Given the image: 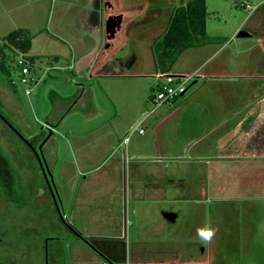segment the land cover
Segmentation results:
<instances>
[{
    "label": "crops",
    "instance_id": "1",
    "mask_svg": "<svg viewBox=\"0 0 264 264\" xmlns=\"http://www.w3.org/2000/svg\"><path fill=\"white\" fill-rule=\"evenodd\" d=\"M48 1L27 0L25 3L24 0L23 4V0H19L18 5L10 10H32L36 6V10L43 13L44 10L49 11ZM59 1L61 3L58 2L55 11L60 16L64 13L71 14L74 29L91 39L94 44L90 52L73 61L79 72L87 70L89 76L86 75V80L89 78L95 83L106 78L110 82H116L129 77H143L141 74L124 73L118 69V65L129 68L137 64L138 59H135L133 49L121 59H116L111 51L100 53L99 45L104 37L110 40L105 29V21L110 14L122 15L121 26L117 30L122 33L125 27H133L134 19L143 18L141 21L144 22L146 16L158 19L161 16L160 9L150 10L146 0ZM65 1L71 3L66 5ZM134 1L136 2L133 3ZM173 1L179 2L176 3V8L190 0ZM240 6L251 13L249 25L246 29V23L240 25L238 33L245 29L251 33L250 36H257L264 42V0H242ZM171 13L162 33L168 26ZM18 28L26 29L32 34L29 25ZM208 36L211 41L190 47L181 55L189 50L198 54L215 40L220 41V38ZM32 37L34 38L33 35ZM180 56L170 74H195L191 83L193 89L189 94L186 90L182 95L184 97L176 102V99L174 102L170 101L172 103L169 106H165L167 102L157 104L154 100L156 93L149 94L156 104L155 109L161 107L162 110L153 124V144L137 139L133 144L125 146L123 154L113 156L109 168L101 177L97 174L100 165L92 168L88 165L89 167L80 169V176L94 174L93 179L91 178L92 185L82 183L78 190L74 188L69 203L65 202L60 191L59 200L65 220L74 230H69L65 235L80 240L82 251L85 250L82 243L92 241L95 251L112 255L124 253L130 264H212L210 257L212 260L215 253H218L220 237L217 238L218 243L214 237V240L203 245L196 230L204 225L205 219L208 223L209 216L213 215L211 225L215 228L214 235L219 236L220 229L222 232L220 218L223 215V202L227 199L225 193L232 190L235 184L225 181L226 168L237 167L238 171L243 167L249 171L250 177L244 186L247 192L264 188V170H260L263 171L261 174L259 171L256 174L255 171L257 168L264 169V73L249 72L250 62L235 60L212 64L202 61L195 63L192 68L184 69L178 65ZM54 57L55 60L60 58ZM241 66L243 71H237ZM156 74H161L157 67ZM78 86L82 94L87 91L88 86L83 82ZM110 86L111 84L107 90H112L113 85ZM146 112L148 111H143ZM101 145L103 157L108 150L113 149L112 152L115 153L122 146V141L115 140L111 144L107 142ZM73 148L78 152L82 146ZM111 156L112 153H108V157ZM125 169L127 184L123 181ZM50 173L57 184L51 170ZM252 177H259L262 183ZM197 178L200 179L196 180ZM83 179L86 181L87 175ZM94 182L98 183L95 187ZM56 186L59 191V186ZM130 192L132 202L129 199ZM230 198L235 197L232 195ZM257 198L252 196L253 200ZM209 204H212L211 207ZM129 206H132L133 215L137 214L136 208L140 207L139 221H147L150 228L152 219L147 218L153 216V209H162L166 218L168 217L162 226L166 230V236L141 235L142 228L139 226L138 231L133 229L128 233L123 218L127 220ZM188 207L194 211L192 218L182 216L181 219H174L171 209L184 212ZM129 225L133 227L134 222Z\"/></svg>",
    "mask_w": 264,
    "mask_h": 264
},
{
    "label": "rangeland",
    "instance_id": "2",
    "mask_svg": "<svg viewBox=\"0 0 264 264\" xmlns=\"http://www.w3.org/2000/svg\"><path fill=\"white\" fill-rule=\"evenodd\" d=\"M18 1L0 0V46L4 44L5 36L15 28L29 25L34 38L28 55L36 58V66L35 72L30 75L34 77L30 86L21 83L18 81L16 62L22 52L14 48L6 49L8 57L5 67L9 74L6 76L4 72H0V144L10 153L14 149L13 144L21 142L22 136L33 138L51 135L44 144V155L56 185L59 186L58 194L61 191L65 202L69 203L74 188L78 190L82 183L92 185L91 178L93 179L94 174L80 176L78 175L80 169L89 167L88 165L91 168L100 165L97 174L101 177L109 168L113 156L123 154L125 146L133 144L137 139L147 140L153 144V124L162 110L161 107L155 109L156 104L149 96L150 93L158 91L156 57L151 46L166 27L168 15L179 2L146 0L150 10L160 9L161 16L158 19L149 16L144 17L145 22L141 21L143 18L134 19L133 27H125L122 33L117 32L115 38L109 37L110 40L104 37L99 45L100 53L111 51L115 57L111 56L116 59H121L133 49L134 57L138 59L137 64L129 68L126 65H118V69L124 73L141 74L143 77H129L116 82L103 78L94 83L89 78L86 80V75L89 76L87 70L79 72L73 62L80 55L90 52L94 44L91 39L74 29L71 14L64 13L60 16V13L55 11L57 10L55 6L60 1L49 0V11L44 10L43 13L37 11L36 6L32 10H10L18 5ZM25 1L27 3V0ZM241 1L208 0L207 33L214 38H220V41L215 40L198 54L194 50L182 54L178 61L179 66L188 69L202 61H209L212 64L217 61L235 60L250 62L249 72L264 73V61H261L264 58V42L257 36H237V28L240 25L246 23L245 29L249 25L251 13L240 6ZM25 3L23 0V4ZM64 3L67 5L71 2ZM105 29L107 30V26ZM54 56H59V60H55ZM242 67H237V71H243ZM9 80L13 81L15 88L8 84ZM82 82L88 86L84 94L78 86ZM191 83L192 81L186 84L187 94L193 89ZM110 84L113 85L112 90H107ZM28 89L30 93L27 92ZM182 97L184 96L180 94L170 101L174 102L176 99V102ZM170 101L165 106L171 105ZM144 110L148 112L143 113ZM51 127L53 135L50 134ZM141 129L145 133L141 134ZM115 140L122 141V146L115 153L111 149L101 157L103 152L101 144L107 142L111 144ZM77 146H82L78 152L73 148ZM108 153H112V156L108 157ZM33 163L35 169H38L35 155ZM125 167L127 169L126 163ZM126 169L123 176L124 184H127ZM236 170L237 167L226 168L225 181L235 184L232 190L225 193L227 199L223 202V215L220 218L222 232L220 229L219 236L214 235L212 238L214 240L215 237L218 243L217 238L220 237V248L212 258L213 261L210 257V261L212 264H264V188L247 192L244 186L250 177L249 171L243 167ZM260 170L264 169H255L256 174L258 171L259 174L263 172ZM84 175L88 177L86 181L83 179ZM198 179L200 178L196 180ZM252 179L262 183L259 177ZM39 181L40 178L35 176L36 186L40 184ZM97 185L98 183L94 182L93 187ZM123 195H126L125 192ZM232 195L235 198L231 199ZM253 195L258 198L253 200ZM129 197L132 202L131 192ZM211 205L209 204L210 207ZM219 206L221 207L220 203ZM139 211L140 207L136 208L137 214L133 215L132 206L128 207L127 220L123 218L128 233L133 229L138 231L139 226L143 232H140L141 235L166 236V230L162 226L168 217L166 218L162 209H153V216L147 218L152 219L151 228L147 221L145 223L139 221ZM171 214L175 220L181 219L182 216L190 219L194 211L189 207L184 212L173 208ZM212 216H209L208 223L212 222ZM132 222L133 227L129 225ZM64 231L69 230L65 228ZM83 243V247L89 249L88 243Z\"/></svg>",
    "mask_w": 264,
    "mask_h": 264
},
{
    "label": "flooded vegetation",
    "instance_id": "3",
    "mask_svg": "<svg viewBox=\"0 0 264 264\" xmlns=\"http://www.w3.org/2000/svg\"><path fill=\"white\" fill-rule=\"evenodd\" d=\"M47 137L22 136L10 153L0 144L9 167L0 171V264H130L124 253L95 251L92 241L85 242L89 249L83 252L80 240L65 235V228L74 230L47 166ZM35 176L40 178L37 186Z\"/></svg>",
    "mask_w": 264,
    "mask_h": 264
},
{
    "label": "trees",
    "instance_id": "4",
    "mask_svg": "<svg viewBox=\"0 0 264 264\" xmlns=\"http://www.w3.org/2000/svg\"><path fill=\"white\" fill-rule=\"evenodd\" d=\"M208 16L207 0H190L172 11L166 30L152 44L157 70L161 74H170L175 62L186 49L211 41L207 33ZM32 38L31 33L23 28L15 29L5 36L4 44L0 46V72L6 76L9 74L5 67L8 57L6 49L14 48L28 54ZM30 59L32 63L36 60L33 56ZM8 84L15 88L12 80ZM6 169H9L7 158L0 154V171Z\"/></svg>",
    "mask_w": 264,
    "mask_h": 264
},
{
    "label": "built area",
    "instance_id": "5",
    "mask_svg": "<svg viewBox=\"0 0 264 264\" xmlns=\"http://www.w3.org/2000/svg\"><path fill=\"white\" fill-rule=\"evenodd\" d=\"M18 68V81L24 84H30L33 82L34 77L30 76L35 72L36 63H32L28 54L22 53L16 62ZM195 79V74L189 75H174V74H159L157 76L158 91L154 96V100L157 104H163L168 102L178 95H183L186 90V84ZM17 83V82H16ZM30 93V89L27 90ZM140 132H144L143 129Z\"/></svg>",
    "mask_w": 264,
    "mask_h": 264
},
{
    "label": "water",
    "instance_id": "6",
    "mask_svg": "<svg viewBox=\"0 0 264 264\" xmlns=\"http://www.w3.org/2000/svg\"><path fill=\"white\" fill-rule=\"evenodd\" d=\"M121 22H122V15H110L108 17V19L106 21V26H107V32L109 33L110 38L115 37L118 28L121 26ZM250 35H251V33L244 29V30H241L237 36L238 37H246V36H250ZM77 69H79V68H77ZM52 127L50 128V130H51L50 134H52V132H53Z\"/></svg>",
    "mask_w": 264,
    "mask_h": 264
},
{
    "label": "clouds",
    "instance_id": "7",
    "mask_svg": "<svg viewBox=\"0 0 264 264\" xmlns=\"http://www.w3.org/2000/svg\"><path fill=\"white\" fill-rule=\"evenodd\" d=\"M214 234L215 228L211 225V223H205L196 230V235L203 245L209 242L213 238Z\"/></svg>",
    "mask_w": 264,
    "mask_h": 264
}]
</instances>
